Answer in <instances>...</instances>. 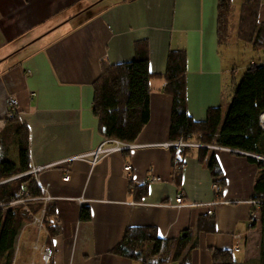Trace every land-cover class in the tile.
Listing matches in <instances>:
<instances>
[{
	"label": "crops",
	"instance_id": "1",
	"mask_svg": "<svg viewBox=\"0 0 264 264\" xmlns=\"http://www.w3.org/2000/svg\"><path fill=\"white\" fill-rule=\"evenodd\" d=\"M241 5L232 0L228 41L220 46L217 0H0V149L18 167L15 131L25 126L26 173L42 167L31 175L42 196L12 206L40 208L22 226L13 264H41L44 247L52 249L50 264H141L111 251L126 230L145 228L163 241L191 231L198 242L191 264H213L211 254L230 252L238 234L241 251L233 259L257 258L259 223L248 228L257 210L252 201L259 170L246 158L252 155L208 145L200 162L199 149L165 146L172 142V97L161 77L169 51H185L186 110L195 121L210 108L224 116L237 86L235 71L264 66V50L237 37ZM258 23L264 26V0ZM139 41L148 44L154 76L149 121L133 148L92 164L89 153L105 140L92 114L101 63L132 61ZM252 51L260 62H243L242 54ZM10 98L17 102L16 122L7 117ZM214 161L224 179L219 192L209 171ZM179 194L186 206H176ZM216 200L221 203L208 216L205 205ZM82 209L87 221L80 219ZM208 222L213 232L202 230ZM48 226L59 233L49 238Z\"/></svg>",
	"mask_w": 264,
	"mask_h": 264
},
{
	"label": "trees",
	"instance_id": "2",
	"mask_svg": "<svg viewBox=\"0 0 264 264\" xmlns=\"http://www.w3.org/2000/svg\"><path fill=\"white\" fill-rule=\"evenodd\" d=\"M231 3L232 0H217V41L220 46L228 41ZM260 4L261 0H242L237 28L239 41L256 50H264V26L258 23ZM152 78L154 76L149 69V48L146 41L135 44L134 59L130 62L115 65L105 61L101 63V74L93 84L92 114L98 120L99 133L105 140L125 144L135 142L149 121ZM161 78L165 82L164 92L172 97L171 141L181 139L184 142L216 145L252 155L246 158L259 170L253 199L260 202L255 210L260 238L257 258L241 264H264V131L258 123L259 116L264 113V66L253 65L245 70L224 116L219 107L210 108L203 121H195L186 110L184 50L169 51L166 70ZM15 118L16 113L10 121L16 122ZM15 137L18 167L6 161V153H2L0 149V264H13L15 244L22 226L40 209L39 206L24 209L10 204L42 196L33 177L25 175L29 167L26 127L17 124ZM206 152L205 149H199L200 162H203ZM209 171L213 182L219 187L223 186L224 179L216 161L211 164ZM80 219H89L87 209L81 210ZM46 228L49 238L60 231L56 226ZM199 229L201 230V226H198L195 236ZM202 230L213 232L214 226L208 222ZM197 246V239L191 231H185L175 241H163L152 228L128 229L111 253L141 264H191V253ZM211 258L213 264H239L229 251H214Z\"/></svg>",
	"mask_w": 264,
	"mask_h": 264
},
{
	"label": "built area",
	"instance_id": "3",
	"mask_svg": "<svg viewBox=\"0 0 264 264\" xmlns=\"http://www.w3.org/2000/svg\"><path fill=\"white\" fill-rule=\"evenodd\" d=\"M8 103V114L7 117L10 119L12 118L15 113H16V108H17V102L15 101V99L10 98L7 100ZM259 127L264 131V113H262L259 116ZM166 147H170V148H174L176 149L177 152H179L182 149L185 148H194V149H201V148H212V146H208V145H202L199 143H193V142H184L181 139L172 141L170 143L165 144ZM134 145L132 144H125V143H121L118 141H114V140H104L103 143L92 153H89V157H91V161L92 164L96 163L101 157L106 156L108 154L111 153H116V152H122L125 150H129L131 148H133ZM217 148V147H215ZM177 170L182 169V165H178ZM40 170H42V167H36L33 168L31 171L25 173V175H35L36 173H38ZM131 167L130 166H126L124 168L125 172H130ZM67 180V178L65 179ZM152 181L154 182L155 179H152ZM216 191H220V187L216 186ZM24 200H18L15 202H12L10 204V206H15L16 204L22 203ZM176 206L177 207H182V206H186V204L183 203V194H179L176 198ZM221 202L219 200L213 201L211 203H208L207 205H205L208 208L207 211V215L208 216H212L213 215V211L212 209L214 207H216L218 204H220ZM252 205L258 209L260 202L258 201H252ZM187 206H194V205H187ZM257 215L255 210H253L248 218V228L252 229L253 226L255 225V223L257 222ZM241 235H234V239L236 240V244L234 245V247H232L231 249V254L232 256L235 254H239L240 253V246H239V240H241ZM52 249L49 247H44L42 249V253H41V264H50L51 263V258H52Z\"/></svg>",
	"mask_w": 264,
	"mask_h": 264
},
{
	"label": "rangeland",
	"instance_id": "4",
	"mask_svg": "<svg viewBox=\"0 0 264 264\" xmlns=\"http://www.w3.org/2000/svg\"><path fill=\"white\" fill-rule=\"evenodd\" d=\"M259 55H261V54H259ZM240 58H242V59L244 58L243 62H249V60H253V62H255L256 64L258 62H260V60H261V56L260 57L257 56V53H255L253 51L251 53L250 52L249 53H247V52L243 53L242 57H240ZM243 73H244V71H240V70L235 71L234 82L236 83V85L239 84V82L243 76ZM38 225H40V224L38 223Z\"/></svg>",
	"mask_w": 264,
	"mask_h": 264
},
{
	"label": "bare ground",
	"instance_id": "5",
	"mask_svg": "<svg viewBox=\"0 0 264 264\" xmlns=\"http://www.w3.org/2000/svg\"><path fill=\"white\" fill-rule=\"evenodd\" d=\"M193 143H195V142H193ZM203 145V144H202ZM201 149H204V148H201Z\"/></svg>",
	"mask_w": 264,
	"mask_h": 264
},
{
	"label": "water",
	"instance_id": "6",
	"mask_svg": "<svg viewBox=\"0 0 264 264\" xmlns=\"http://www.w3.org/2000/svg\"><path fill=\"white\" fill-rule=\"evenodd\" d=\"M262 160V159H261Z\"/></svg>",
	"mask_w": 264,
	"mask_h": 264
}]
</instances>
